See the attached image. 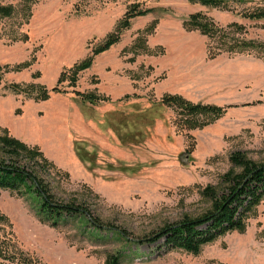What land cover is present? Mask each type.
<instances>
[{"label":"rangeland","instance_id":"rangeland-1","mask_svg":"<svg viewBox=\"0 0 264 264\" xmlns=\"http://www.w3.org/2000/svg\"><path fill=\"white\" fill-rule=\"evenodd\" d=\"M0 2L13 7L0 15V160L105 226L56 221L25 185L0 187V247L8 246L0 264H106L110 254L122 255L120 264H264V195L242 230L198 253L135 243L208 212L207 193L222 194L225 175L241 170L233 154L264 163V51L240 48L264 43V18L251 17L264 0ZM134 4L153 12L120 29ZM194 15L210 29L195 26ZM112 35L119 41L95 56ZM89 56L92 66L76 73ZM170 95L226 110L188 131L163 103Z\"/></svg>","mask_w":264,"mask_h":264},{"label":"trees","instance_id":"trees-1","mask_svg":"<svg viewBox=\"0 0 264 264\" xmlns=\"http://www.w3.org/2000/svg\"><path fill=\"white\" fill-rule=\"evenodd\" d=\"M201 3L211 6L226 5L227 0H199ZM13 12V7L4 5L0 2V15L10 16ZM153 12L152 8H141L139 4L132 5L126 12V17L120 24V29L128 28L130 21L136 17L145 16ZM253 18H264V9L257 10L252 14ZM202 16H192V21L195 26L201 29H210L207 22H200ZM206 21V20H205ZM214 30V26H211ZM120 32V31H119ZM118 36H110L107 41L99 47L94 53L95 56L107 51L119 41ZM240 48L252 49L259 48L264 51V43L244 42ZM89 56L85 61L78 64L74 70L76 73L85 71L93 64L94 57ZM16 87V86H15ZM17 88V87H16ZM83 100L96 103L97 98L93 95L86 96L77 92ZM163 103L168 104L182 115L179 125L182 129L192 130L200 128L205 121H201V117H221L225 110L223 107L216 105H204L201 103H192L181 96L170 95L165 96ZM2 141L6 144H13L19 147H24L22 143L12 138L4 137ZM231 161L234 166L241 170L233 177H230V172L225 175V180L229 184L228 188L217 195L207 193L213 200L212 208L205 214L195 218H184L182 220L168 223L158 231L143 236L137 240L138 245H155L159 251L172 249H185L189 252L198 253L201 246L205 243L216 239L217 237L233 231L242 230L245 227V219L248 213L259 202L264 195V163L256 164L248 160L242 153L237 152L231 156ZM26 186L32 190L34 196L38 197L42 203L43 210L47 212L54 220L60 221L65 216L83 218L88 222H92L95 227H102L104 224L97 218L89 214L88 210L75 204H62L57 202L51 196L49 189L44 184L41 178H38L31 171H27L24 167L14 163L0 160V187L18 189L20 186ZM209 189V188H208ZM207 189V191H208ZM114 235H121L126 239H130L126 232L117 230ZM8 247V246H7ZM4 248L3 250H7ZM0 247V256L4 253ZM122 255L110 254L107 257L106 264H120Z\"/></svg>","mask_w":264,"mask_h":264}]
</instances>
